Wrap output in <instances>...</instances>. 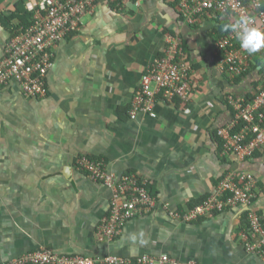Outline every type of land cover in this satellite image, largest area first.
<instances>
[{
    "label": "crops",
    "instance_id": "1",
    "mask_svg": "<svg viewBox=\"0 0 264 264\" xmlns=\"http://www.w3.org/2000/svg\"><path fill=\"white\" fill-rule=\"evenodd\" d=\"M18 1L0 0V17ZM130 8L120 12L102 1L85 15L80 33L58 47L46 98H27L16 83L0 85V264L40 246L89 256L150 253L201 264H264V254L247 250L241 238L242 207L192 222L169 212H186L235 169L252 175L255 207L264 217V150L241 159L221 152L217 136L232 118L225 97L251 92L264 63L234 83L215 51V20L205 15L187 24L169 0ZM10 35L0 23V58ZM171 35L188 45L197 81L191 100L161 101L156 117L132 118L142 74ZM84 155L102 156L109 170L154 188L156 206L136 209L116 239L99 238L112 191L77 169Z\"/></svg>",
    "mask_w": 264,
    "mask_h": 264
},
{
    "label": "built area",
    "instance_id": "2",
    "mask_svg": "<svg viewBox=\"0 0 264 264\" xmlns=\"http://www.w3.org/2000/svg\"><path fill=\"white\" fill-rule=\"evenodd\" d=\"M102 1L112 3L122 10L129 4L140 5L139 0H32L28 9L34 11V23L22 26L7 42L0 58V85L16 83L30 99H42L49 95L48 77L54 66L59 45L72 33L82 30L85 15L92 13ZM189 23H196L203 16L215 20L226 17L236 23L240 17H248L255 25L264 28V0H172ZM182 40L169 36L164 56L149 63L142 74L130 110L132 118L139 112L157 116L156 106L161 101H175L180 97L189 103L197 81L191 61L185 58ZM225 54L222 64L231 65L232 76L241 75L252 62L263 64L262 48L256 55L242 50L235 33L229 32L216 42L215 51ZM261 60H257V55ZM258 55V56H259ZM259 64V65H260ZM258 65V67H259ZM249 93L252 95L249 97ZM232 110V118L217 129L223 144V152L236 154L241 159L251 158L264 150V78L253 90L243 94L229 93L225 97ZM77 169L88 172L97 181L104 182L112 191L111 215L98 228L100 240H113L120 236L128 218L140 210H151L157 198L146 188V182L129 173L116 174L109 170L107 162L80 157ZM142 183L140 184L139 182ZM252 175L228 170L220 179L215 191L202 203L186 212H169L174 218L186 222L198 220L224 209L242 207L248 211L249 226L241 230V238L249 251L264 254V221L255 207L256 191ZM125 197V203L120 199ZM138 211H137V210ZM4 264H201L196 260H183L170 254H140L136 256H89L68 254L40 246L25 252Z\"/></svg>",
    "mask_w": 264,
    "mask_h": 264
},
{
    "label": "trees",
    "instance_id": "3",
    "mask_svg": "<svg viewBox=\"0 0 264 264\" xmlns=\"http://www.w3.org/2000/svg\"><path fill=\"white\" fill-rule=\"evenodd\" d=\"M29 2V1H28ZM27 0H20V1H18L17 3H16V9L12 12V13H10V15H7V14H3V16H1L0 17V23L1 24H4V26H5V28L10 32V37H9V40H10V38L12 37V36H14V33H15V31L16 30H18V29H20L22 26H24V27H27V26H30V25H32L33 23H34V21H35V19H34V11H32V10H29L28 9V7H27ZM174 6L177 4L176 2H173L172 3ZM119 10V9H118ZM120 12L122 11V10H119ZM231 23H233V22H231V19L229 18V17H226V18H224V19H222V20H219L218 21V23L216 24V27H215V32L217 33V39H215V42L217 41L218 42V40L220 39V38H222L224 35H226V34H228L230 31H228V32H225V31H222V26L224 25V24H231ZM76 33H80V31L79 32H76ZM76 33H72L71 35L73 36V35H75ZM70 35V36H71ZM6 48H7V44L5 45V48H4V53H5V51H6ZM182 50H183V52H184V54H185V58H187V59H189V60H191V55H190V52H189V49H188V45H186L185 44V41L183 40V45H182ZM224 54H225V51L223 50L222 51V53L220 54V56H224ZM4 55V54H3ZM256 55V54H255ZM259 55V54H258ZM257 55V60H261V58H260V55L261 56H263L264 57V51H262L261 52V54L258 56ZM55 63V62H54ZM261 62L260 61H258L257 63H254V62H252L251 63V65L249 66V68L245 71V72H243V74H241V75H236L235 77H233L232 76V70H231V65L229 64V63H224V65H223V69H224V71H226L227 72V74L229 75V77H230V79H231V81H233L234 83H239L241 80H242V78L244 77V76H246L250 71H251V69L252 68H258V65L260 64ZM264 63V62H263ZM53 68V67H52ZM51 68V69H52ZM50 73V72H49ZM264 78V75H263V77H262V79ZM48 84H49V77H48ZM199 85V84H198ZM2 86H6V85H2ZM7 86H9V85H7ZM49 94H50V89H49ZM252 94L251 93H249V97L251 96ZM175 99V101H177V103H184V104H186L187 102H185L182 98H180V97H176V98H174ZM132 108V107H131ZM130 116V115H129ZM218 136V135H217ZM218 138H219V140H220V147H219V149H220V151L222 152L223 151V144H222V142H221V139H220V137L218 136ZM256 155V154H255ZM254 155V156H255ZM86 155H84V156H81V157H85ZM86 157H88V158H90L91 160H102V159H104L105 161H106V159L104 158V157H102V156H90V155H88V156H86ZM80 158V157H79ZM79 158L76 160V164H75V166L77 167L78 166V160H79ZM81 171V170H80ZM82 172H84V171H82ZM86 173H88V172H86ZM89 174V173H88ZM140 184L142 183V181L141 182H139ZM145 188L152 194V195H155L154 193V188H153V186L151 185V184H148V183H146L145 184ZM212 193V192H211ZM211 193H207V194H205V196H202L201 198H197V199H193L192 200V202L190 203V208H193V207H195V206H197V205H199V204H202L208 197H209V195L211 194ZM225 210H228V209H224L223 211H225ZM220 211H218V210H216V212L214 211V213H219ZM247 214H248V211H246L245 212V223H244V225H245V227H244V225H243V229L244 228H246V227H248L249 226V218H247ZM262 216V215H261ZM206 216H203V217H201L200 219H199V221L201 220V219H203V218H205ZM262 218H263V221H264V217L262 216Z\"/></svg>",
    "mask_w": 264,
    "mask_h": 264
},
{
    "label": "clouds",
    "instance_id": "4",
    "mask_svg": "<svg viewBox=\"0 0 264 264\" xmlns=\"http://www.w3.org/2000/svg\"><path fill=\"white\" fill-rule=\"evenodd\" d=\"M29 1H32V0H29ZM139 1H140V5H141V0H139ZM169 1L171 3L174 2L172 0H169ZM131 5L135 6L136 8L140 6V5L136 6L135 4H129L126 8L122 9V11L131 9L130 8ZM175 6L177 8V4ZM179 14H180V12H179ZM180 16L185 23L193 24V23L187 22L181 14H180ZM198 22H200V19L194 24H197ZM83 24H84V21H83ZM222 31H225V32L231 31V32L235 33V37L239 43L240 48L242 50L246 51L249 55H255L262 48H264V28H261V27L255 25L248 17L242 16L239 18V20L236 23L224 24L222 26ZM182 43H183V41H182ZM166 50L167 49H164L163 54L160 56H157L156 58H160V57L164 56L166 53ZM156 58H154L152 61H154Z\"/></svg>",
    "mask_w": 264,
    "mask_h": 264
},
{
    "label": "rangeland",
    "instance_id": "5",
    "mask_svg": "<svg viewBox=\"0 0 264 264\" xmlns=\"http://www.w3.org/2000/svg\"><path fill=\"white\" fill-rule=\"evenodd\" d=\"M168 102H171L170 100ZM186 109V108H185Z\"/></svg>",
    "mask_w": 264,
    "mask_h": 264
}]
</instances>
